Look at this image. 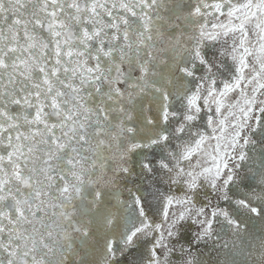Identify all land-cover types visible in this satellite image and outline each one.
<instances>
[{"label":"snow or ice","instance_id":"snow-or-ice-1","mask_svg":"<svg viewBox=\"0 0 264 264\" xmlns=\"http://www.w3.org/2000/svg\"><path fill=\"white\" fill-rule=\"evenodd\" d=\"M0 264H264V0H0Z\"/></svg>","mask_w":264,"mask_h":264}]
</instances>
